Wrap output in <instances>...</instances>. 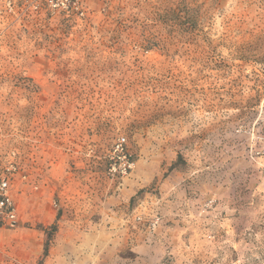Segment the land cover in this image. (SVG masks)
Segmentation results:
<instances>
[{"label": "rangeland", "instance_id": "obj_1", "mask_svg": "<svg viewBox=\"0 0 264 264\" xmlns=\"http://www.w3.org/2000/svg\"><path fill=\"white\" fill-rule=\"evenodd\" d=\"M80 1L0 0V264H264V0Z\"/></svg>", "mask_w": 264, "mask_h": 264}, {"label": "built area", "instance_id": "obj_2", "mask_svg": "<svg viewBox=\"0 0 264 264\" xmlns=\"http://www.w3.org/2000/svg\"><path fill=\"white\" fill-rule=\"evenodd\" d=\"M63 7L68 12L84 16L83 3L80 0H63ZM134 162L127 149L125 137H120L113 145L112 154L109 157L108 174L113 179H124L133 170ZM10 171V169H7ZM11 177L5 172L0 174V217L7 222L10 227L19 224V215L11 194ZM157 220L152 226L157 225Z\"/></svg>", "mask_w": 264, "mask_h": 264}]
</instances>
